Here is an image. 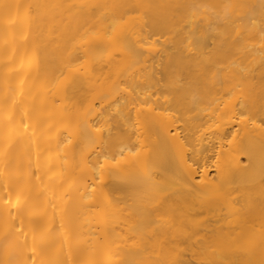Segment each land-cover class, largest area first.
Instances as JSON below:
<instances>
[{
    "label": "bare ground",
    "instance_id": "bare-ground-1",
    "mask_svg": "<svg viewBox=\"0 0 264 264\" xmlns=\"http://www.w3.org/2000/svg\"><path fill=\"white\" fill-rule=\"evenodd\" d=\"M0 264H264V0H0Z\"/></svg>",
    "mask_w": 264,
    "mask_h": 264
}]
</instances>
